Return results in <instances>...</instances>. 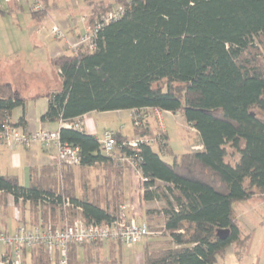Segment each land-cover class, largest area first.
<instances>
[{
	"label": "trees",
	"instance_id": "obj_1",
	"mask_svg": "<svg viewBox=\"0 0 264 264\" xmlns=\"http://www.w3.org/2000/svg\"><path fill=\"white\" fill-rule=\"evenodd\" d=\"M86 1L91 26L117 5L124 14L100 29L95 49L51 59L62 85L48 94L41 116L61 123L62 140L79 149L81 162L60 164L58 173L33 169L28 187L0 172V196L29 202L31 226L41 219L54 226L76 218L109 223L126 201L124 176L132 168L122 156L128 155L146 178L142 200L160 202L145 209L152 233L141 242L143 264H219L229 245L242 249L249 239L234 203L264 195V0ZM37 98L0 83V122ZM121 109L144 115L142 126L133 124L134 135H148L154 144L135 151L127 145L132 138L116 130L114 157L102 138L75 126L90 112ZM156 110L181 113L202 148L163 159L160 152H172L169 135L147 120ZM22 120L16 125L25 127ZM219 229L229 230L226 238ZM105 244L71 243L69 264H105ZM23 255L29 257L24 264H57L44 245Z\"/></svg>",
	"mask_w": 264,
	"mask_h": 264
},
{
	"label": "crops",
	"instance_id": "obj_2",
	"mask_svg": "<svg viewBox=\"0 0 264 264\" xmlns=\"http://www.w3.org/2000/svg\"><path fill=\"white\" fill-rule=\"evenodd\" d=\"M104 1L113 2L115 0ZM64 2H66V0H44L46 12L35 17L32 14L29 3L26 0H0V15L9 12L14 15V18L16 19L20 18L22 15L23 17L28 16V23H26L28 26V31L24 33L22 38L23 41L46 40V37H48L49 33L41 37H38L37 35L40 30H43L47 26L46 19L50 21V27H52L51 25L53 24L59 25L64 31L67 32L69 41H75L91 26V6L86 0H73V4L79 8H82L81 10H83L82 15L79 17L75 14L73 8L69 4L72 1L65 3V5ZM59 5L62 6L63 12L59 10ZM1 31L2 30H0V35ZM57 40L58 39H56L55 43L51 44L49 50H46L44 56L46 62L51 64L53 68L54 66L51 63L52 58L62 53L71 52L68 47V43L65 42L64 45H61V41ZM22 43L23 42L19 44L20 47L23 46ZM37 46L38 45H35V47ZM25 53L26 51L17 48V50H11L8 54H5V56L0 58V83H11L14 88L22 94V96L25 95L21 91L23 87L22 83H28L32 76V78L38 77L37 74H40L39 72L41 71L36 66H34L35 70L33 67L30 70L25 67L23 61V59H25ZM35 61L37 62L36 59ZM41 72L45 71L43 70ZM56 72L58 73V70H56ZM51 76L55 78L54 73H51ZM60 88L61 86H59L58 89ZM50 92L47 90L43 94L24 96L38 98L29 101L27 100L25 105L16 107L12 112L11 121L17 123L23 117L22 121H25V128L30 131H35L39 128L59 129L61 126L60 122L51 123L42 122L41 120V116L46 111L48 106V94ZM123 110H128L130 113L132 112L129 109L103 112L93 111L85 114L78 120H80L82 127L88 133L102 138L103 131L108 129L107 127L101 126L102 123L108 118L107 114H110V112L121 113ZM163 112L171 113L169 111H161V113ZM156 116H158L156 111L154 113H148L147 120L152 130H154L152 128V121ZM163 125L165 131L167 132L164 122ZM159 129L160 126L158 130ZM136 137L137 135H134L131 138L134 139ZM194 145H196L199 149L202 148L201 142L191 143L190 147L193 148ZM49 167L54 170V173H58L60 169V163L54 148L46 149L43 148L39 143H34L29 146L15 143L0 144V172L4 175L16 176L19 183L25 187H28L31 183L33 169L41 174L44 170H48ZM134 178L135 175L132 170H128L124 176L126 192L125 204L130 206L127 212L128 214H133L135 211H140L141 209L142 213L140 219H146L145 209L152 204L159 205L160 202L153 201L147 203L143 201L142 196H139L138 193H136L137 186L135 184ZM140 191H143V187ZM0 193L2 192L0 191ZM137 203L141 204H138V206ZM234 208L243 234H248L249 239L242 249H240L235 243L229 245L226 249L225 255L220 259L219 264H264V195H255L249 199L237 201L234 203ZM29 218V202H23L22 200L16 202L12 194L0 196V230L13 233L18 230L20 225L31 226V221ZM0 249L3 251L4 247L0 246ZM111 249L117 251L118 246L113 247L111 242H107V244H105L106 253H103L106 259L105 264H110L111 260H115V258H117L116 261L118 263L122 264V254L119 253V255H116L115 253H110ZM84 254L85 253H82V258H84ZM142 258L143 253L141 250L138 255V264H143ZM26 259L28 262L29 257L23 255V260Z\"/></svg>",
	"mask_w": 264,
	"mask_h": 264
},
{
	"label": "built area",
	"instance_id": "obj_3",
	"mask_svg": "<svg viewBox=\"0 0 264 264\" xmlns=\"http://www.w3.org/2000/svg\"><path fill=\"white\" fill-rule=\"evenodd\" d=\"M32 11L44 9L43 0H26ZM124 14L122 6H115L106 13L98 17L92 26L82 33L75 41H69L67 33L58 25H54L51 33L54 38L67 40L69 49L78 53L80 49H95L96 40L100 29L109 22L120 18ZM161 119V111L156 110ZM133 124L142 126L144 124V115L140 111H132ZM143 116V119L141 118ZM162 120V119H161ZM78 128H83L80 120L75 123ZM160 130L165 131L161 121ZM104 149L117 157L116 149L120 146L116 138V130L105 129L102 134ZM15 143L29 146L33 143H39L43 148H54L60 164L65 166H77L80 164L79 149L63 141L58 129L39 128L30 131L23 126L16 125L9 117L0 122V144ZM142 143L154 144L155 140L148 135H137L136 138L127 142L133 150L139 151ZM122 161L127 162L140 182H144L141 167L138 161H135L128 155L122 156ZM66 206H73L69 199H66ZM129 205L122 206V213L119 217L105 224H95L86 222L81 218H76L72 222L66 221L64 226H54L51 223L41 219L33 226L20 225L17 231L13 233L0 230V264H24L23 251L26 248L44 245L49 252L50 258H56L57 264H69V245L92 244L98 241L116 242L118 244L133 247L141 243L142 240L150 235L149 223L146 219H140L141 212L135 211L128 214ZM132 208V207H131ZM55 251H58L57 257Z\"/></svg>",
	"mask_w": 264,
	"mask_h": 264
},
{
	"label": "rangeland",
	"instance_id": "obj_4",
	"mask_svg": "<svg viewBox=\"0 0 264 264\" xmlns=\"http://www.w3.org/2000/svg\"><path fill=\"white\" fill-rule=\"evenodd\" d=\"M69 1H72L69 4L73 8L75 14L80 17L83 13V10H81L82 8H79L78 6L74 5L73 0H66V2H64V5L65 3ZM110 1H113V0H110ZM59 6H60L59 10L63 12L62 6L61 5ZM26 23H28V16L23 17L22 15L20 16V18L16 19L14 18V15H12L9 12H7L6 14L0 15V30H2L1 35H0V58L5 56V54H8L11 50H15V49L17 50V48L22 49L23 51H26L27 53V57L25 53V59H23V61H24L25 67L28 70L32 69V67L35 70L34 66H36L41 71L43 70L45 71V72L40 71L39 72L40 74H37L38 77L32 78L33 77L32 76L31 80L28 81V83L27 82L22 83L23 87L21 91L25 94L24 96L43 94L47 90L50 92L55 89H58L59 86L62 85L61 77L56 72L55 68H53L51 64L46 62L44 58L46 50H49V48L51 47V44L56 42V38H54L51 33L52 27L56 24H53L51 25L52 27H50V21L46 19L47 26L43 30H40L39 33H37L38 37L45 36L49 33L50 35L48 34V37H46V40L44 41L43 40L23 41L22 38L24 36V33L28 31L27 29L28 26L26 25ZM57 41H61L60 42L61 45H64L65 42L67 43V40L65 39H61ZM21 42H23L22 47L19 46ZM35 45H38V46L35 47ZM35 59L37 60V62L35 61ZM51 73H54L55 78L51 76ZM107 115H108V118L102 123L101 126L107 127L108 129H115V130L123 129L122 130L123 133L127 134L130 137L134 136V128H133L134 126H133L132 114L128 110H123V112L121 113L110 112V114H107ZM150 116H153V115H150ZM161 117L165 124L167 133L169 135V145L172 150L171 153L160 152V155L162 156L163 159L171 162L173 161L174 155H178L185 151L199 149L196 145H194L193 148L190 147L191 143L201 142V138L197 130L187 123V121L185 120L184 116L181 115V113L174 114V113L163 112L161 114ZM162 120L160 119V117L158 120V116L154 117V120L152 121V128L154 130H157L159 126L161 125ZM154 148L157 151H159L157 146ZM134 181L137 186L136 193H138L139 196H142L143 191H140V190L143 187V183L138 181L136 177L134 178ZM138 204L140 205L141 203H137V205ZM140 212H141V209H140ZM160 217L161 216L155 217L154 222L156 221L158 222ZM141 250H142V243H138V244H135L131 248L127 246H123L122 250H120L118 247V250L114 251V253L116 255H119L121 251L122 264H138V255L141 252ZM104 258L105 257H103V259ZM29 264H32V262L30 261Z\"/></svg>",
	"mask_w": 264,
	"mask_h": 264
},
{
	"label": "water",
	"instance_id": "obj_5",
	"mask_svg": "<svg viewBox=\"0 0 264 264\" xmlns=\"http://www.w3.org/2000/svg\"><path fill=\"white\" fill-rule=\"evenodd\" d=\"M228 233H229L228 229H219L218 230V236L221 237V238H226Z\"/></svg>",
	"mask_w": 264,
	"mask_h": 264
}]
</instances>
